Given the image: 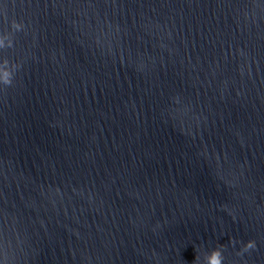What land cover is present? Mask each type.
Masks as SVG:
<instances>
[{
  "label": "water",
  "instance_id": "obj_1",
  "mask_svg": "<svg viewBox=\"0 0 264 264\" xmlns=\"http://www.w3.org/2000/svg\"><path fill=\"white\" fill-rule=\"evenodd\" d=\"M0 42V264H264V0H0Z\"/></svg>",
  "mask_w": 264,
  "mask_h": 264
},
{
  "label": "clouds",
  "instance_id": "obj_2",
  "mask_svg": "<svg viewBox=\"0 0 264 264\" xmlns=\"http://www.w3.org/2000/svg\"><path fill=\"white\" fill-rule=\"evenodd\" d=\"M254 246L253 242H246L245 250ZM193 261H198V264H222V254L219 248L210 247L207 250H202L199 256L195 254Z\"/></svg>",
  "mask_w": 264,
  "mask_h": 264
}]
</instances>
